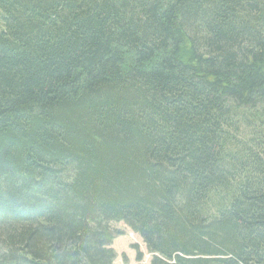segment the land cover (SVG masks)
<instances>
[{
    "label": "trees",
    "instance_id": "1",
    "mask_svg": "<svg viewBox=\"0 0 264 264\" xmlns=\"http://www.w3.org/2000/svg\"><path fill=\"white\" fill-rule=\"evenodd\" d=\"M264 264V0H0V264Z\"/></svg>",
    "mask_w": 264,
    "mask_h": 264
},
{
    "label": "rangeland",
    "instance_id": "2",
    "mask_svg": "<svg viewBox=\"0 0 264 264\" xmlns=\"http://www.w3.org/2000/svg\"><path fill=\"white\" fill-rule=\"evenodd\" d=\"M113 226L122 231V234L111 243V246L116 251V258L113 264H135L137 246L145 254L144 262L148 263L151 256L142 238L124 222H115Z\"/></svg>",
    "mask_w": 264,
    "mask_h": 264
}]
</instances>
